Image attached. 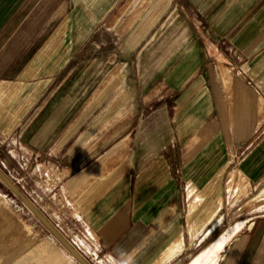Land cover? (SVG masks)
<instances>
[{
    "label": "crops",
    "instance_id": "obj_1",
    "mask_svg": "<svg viewBox=\"0 0 264 264\" xmlns=\"http://www.w3.org/2000/svg\"><path fill=\"white\" fill-rule=\"evenodd\" d=\"M0 145L95 264H264V0H0Z\"/></svg>",
    "mask_w": 264,
    "mask_h": 264
},
{
    "label": "rangeland",
    "instance_id": "obj_2",
    "mask_svg": "<svg viewBox=\"0 0 264 264\" xmlns=\"http://www.w3.org/2000/svg\"><path fill=\"white\" fill-rule=\"evenodd\" d=\"M6 151L7 146L0 145V168L30 202L42 211V204H51L50 199L43 200L42 192L34 182L18 180L17 166L7 159ZM32 179L35 177L32 176ZM45 217L48 220L51 213H46ZM50 222L53 225V221ZM230 229L233 231L232 227L227 230ZM215 244L208 248L207 260L202 256V260H195L191 264H214L220 251H216ZM84 258L89 264H95L98 257L92 255L91 258L85 256ZM0 264H79L22 202L11 194L2 181H0Z\"/></svg>",
    "mask_w": 264,
    "mask_h": 264
},
{
    "label": "water",
    "instance_id": "obj_3",
    "mask_svg": "<svg viewBox=\"0 0 264 264\" xmlns=\"http://www.w3.org/2000/svg\"><path fill=\"white\" fill-rule=\"evenodd\" d=\"M0 181L4 183V185L8 188L11 194L17 197L25 208L33 214L36 219L40 222V224L46 228L48 232H50L57 240L61 243V245L69 252L71 257H73L79 264H89L84 257L80 256L79 253L75 250V248L68 242L61 233L57 230L52 223L46 219L41 211L37 209V207L30 202V200L21 192L19 187L15 185L2 171L0 168Z\"/></svg>",
    "mask_w": 264,
    "mask_h": 264
},
{
    "label": "bare ground",
    "instance_id": "obj_4",
    "mask_svg": "<svg viewBox=\"0 0 264 264\" xmlns=\"http://www.w3.org/2000/svg\"><path fill=\"white\" fill-rule=\"evenodd\" d=\"M232 230H227L226 232H224V234H222L221 238H219L215 243L216 251H219L222 249L224 243L226 242L228 236L231 234Z\"/></svg>",
    "mask_w": 264,
    "mask_h": 264
}]
</instances>
